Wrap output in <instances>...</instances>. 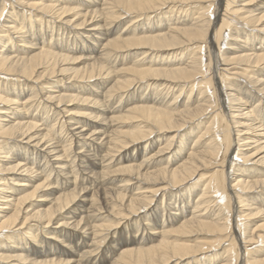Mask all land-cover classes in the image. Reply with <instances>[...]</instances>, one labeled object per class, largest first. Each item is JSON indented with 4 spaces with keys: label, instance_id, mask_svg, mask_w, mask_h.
<instances>
[{
    "label": "bare ground",
    "instance_id": "6f19581e",
    "mask_svg": "<svg viewBox=\"0 0 264 264\" xmlns=\"http://www.w3.org/2000/svg\"><path fill=\"white\" fill-rule=\"evenodd\" d=\"M0 264H264V0H0Z\"/></svg>",
    "mask_w": 264,
    "mask_h": 264
},
{
    "label": "rangeland",
    "instance_id": "374dc122",
    "mask_svg": "<svg viewBox=\"0 0 264 264\" xmlns=\"http://www.w3.org/2000/svg\"><path fill=\"white\" fill-rule=\"evenodd\" d=\"M222 6H223V5H222ZM222 8H223V7H222ZM218 201H219V202H222V199H219ZM223 202H224V201H223Z\"/></svg>",
    "mask_w": 264,
    "mask_h": 264
}]
</instances>
